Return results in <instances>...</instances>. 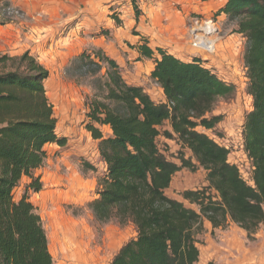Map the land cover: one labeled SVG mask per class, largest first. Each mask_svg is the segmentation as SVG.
Segmentation results:
<instances>
[{
    "label": "trees",
    "instance_id": "16d2710c",
    "mask_svg": "<svg viewBox=\"0 0 264 264\" xmlns=\"http://www.w3.org/2000/svg\"><path fill=\"white\" fill-rule=\"evenodd\" d=\"M131 6L137 22L142 11L134 0ZM221 14L234 21L235 33L245 38V93L251 103L242 124V149L251 163L252 184L229 161L226 146L197 130H214L223 119L211 114L217 102L236 92V84L222 78L207 58H180L165 47L152 46L132 28L139 39L127 45L137 52L135 61L151 62L149 78L160 86L165 100L156 102L141 86L127 82L119 64L102 49L78 55L107 66L105 92L85 100L82 121L97 141L104 166L92 204L101 210L127 204L136 226V235L122 244L110 264H196L195 235L202 219L214 228L232 221L248 233L264 227V0H225L216 12ZM6 61L11 65L0 69V264H54L30 195L43 189L36 170L48 157L47 146L64 147L67 139L57 130L46 96L47 68L27 51L0 55V63ZM166 122L170 129L163 128ZM160 136L177 138L197 163L182 154L179 164L166 159L158 147ZM198 166L206 173V185L181 193L194 210L164 192L177 171ZM23 178L22 193L15 198Z\"/></svg>",
    "mask_w": 264,
    "mask_h": 264
},
{
    "label": "rangeland",
    "instance_id": "374dc122",
    "mask_svg": "<svg viewBox=\"0 0 264 264\" xmlns=\"http://www.w3.org/2000/svg\"><path fill=\"white\" fill-rule=\"evenodd\" d=\"M134 2L147 13L140 26L133 21L131 0H0V55L15 57L27 51L47 68L46 96L53 105L57 130L67 139L64 147L47 146L48 157L36 170L43 189L30 195L42 220L54 264H110L122 244L136 235L129 205H111L101 210L92 204L101 189L104 166L97 155L96 142L82 121L85 100L101 97L105 92L107 66L78 58L82 52L102 49L119 64L127 82L141 86L154 101L165 102L160 86L149 78L145 65H139L129 50L127 44L134 40L133 25L138 30L144 25L155 28L152 37L163 28L160 32L167 40L184 44L192 56L206 57L219 68L222 78L236 84L235 94L219 99L211 113L221 114L222 121L214 130H197L226 146L229 161L252 184L251 163L242 149V124L250 109L243 65L245 38L235 33V22L216 15L218 0ZM6 8L18 13H8ZM113 13L119 22L112 19ZM209 21L215 30L207 38L213 44L212 52L193 46V37ZM103 28L108 33L99 35ZM6 65H11L10 61L0 63V69ZM163 128L170 129L169 124L166 122ZM158 147L166 159L176 164L180 163V154L197 163L175 137L160 136ZM205 174L199 166L195 171L181 168L164 193L197 210L181 198V193L205 186ZM25 181H20L15 198L21 195ZM202 223L195 235L199 250L196 264H264L263 226L248 233L232 221L222 228L212 227L205 219Z\"/></svg>",
    "mask_w": 264,
    "mask_h": 264
},
{
    "label": "crops",
    "instance_id": "0c3cea01",
    "mask_svg": "<svg viewBox=\"0 0 264 264\" xmlns=\"http://www.w3.org/2000/svg\"><path fill=\"white\" fill-rule=\"evenodd\" d=\"M219 1V4H218V7H221L223 4H224V2H225V0H218ZM208 2V1H207ZM141 9V11H142V14H141V18L139 17L138 18V24H137V26H140V25H142L143 24V22H141L142 21V18H143V20H145L146 19V15L145 14H147L146 12H145V10L143 9V8H140ZM221 15H223V14H221ZM143 16V17H142ZM223 16H225V15H223ZM134 21V20H133ZM137 22H135L134 21V23L136 24ZM133 28H134V25L132 26ZM135 29V28H134ZM155 28H151L150 26H145L144 25V27H141V29L140 30H138V29H135V30H137L138 32H140L141 34H143V35H145L144 33H147L146 34V36L149 38V42H150V44L152 45V46H162V47H165L169 52H171L172 54H174V55H176V56H178V57H180V58H189L190 56H192V54H190V52H189V50H187L186 49V47H185V45L184 44H181V43H177L176 41H174V40H172V39H170V40H167L166 38H165V36H163L162 34V32H160L163 28H159L158 30L159 31H156L158 34L155 36V37H152L153 36V34H154V30ZM156 30V29H155ZM133 38H134V40L133 41H131L130 42V44H135L137 41H138V39H139V36H137V35H133ZM132 53H133V59H135L137 56H138V54H137V52L134 50V49H129ZM194 55V54H193ZM203 58H206V57H203ZM138 62V64L139 65H145V68H146V72L148 73V76H149V73H150V70L152 69V64H151V62L149 61V60H141V61H137ZM210 63H211V65H213L215 68H216V70L218 71V73L220 74V75H222V73H221V71L219 70V68L213 63V62H211L210 61ZM234 78V77H233ZM130 83V82H129ZM132 83V82H131ZM133 84H135V83H133ZM135 85H137V84H135ZM250 103H251V100H250ZM250 110V109H249ZM102 129L108 134V133H110V131H109V128L108 127H106V126H103L102 127ZM87 134L88 135H90L88 132H87ZM90 137V136H89ZM91 138V137H90ZM93 140V139H92ZM93 141H95V140H93ZM96 142V145H97V141H95ZM51 145V144H50ZM49 146V145H48Z\"/></svg>",
    "mask_w": 264,
    "mask_h": 264
},
{
    "label": "built area",
    "instance_id": "2783aa9c",
    "mask_svg": "<svg viewBox=\"0 0 264 264\" xmlns=\"http://www.w3.org/2000/svg\"><path fill=\"white\" fill-rule=\"evenodd\" d=\"M8 13H18L17 10H12L10 8H6ZM214 28V24L212 22H206L205 23V27H202V30L200 31V33H198L195 37H193V46L200 48L206 52H212L213 51V44L210 43V39L208 40V36L214 32L215 30Z\"/></svg>",
    "mask_w": 264,
    "mask_h": 264
}]
</instances>
